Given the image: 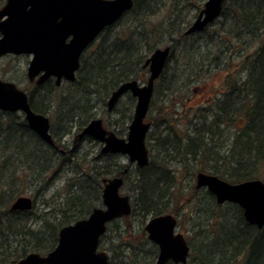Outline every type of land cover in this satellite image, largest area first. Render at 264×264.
<instances>
[{
  "label": "trees",
  "instance_id": "trees-1",
  "mask_svg": "<svg viewBox=\"0 0 264 264\" xmlns=\"http://www.w3.org/2000/svg\"><path fill=\"white\" fill-rule=\"evenodd\" d=\"M204 1L133 0L132 7L106 27L81 55L76 79L68 82L70 92L58 88L53 79L35 85L28 94L30 107L38 113H51L57 124V128L51 124L54 145L42 141L24 118L0 111V264H15L29 252L46 254L55 247L61 227L85 218L101 204L102 179L120 175L125 165L116 159L117 155L101 151L89 160L85 156L74 160L76 153L65 149L61 138L73 126L80 131L95 117L97 106H105L118 84L142 77L143 64L156 48L167 43L180 46L181 42V67L176 65L168 71L174 51L171 46L164 70L155 82L151 105L160 96L159 113L169 110L175 119L178 96L184 95L185 87L196 90L199 85L194 84L216 75L223 77L222 86L212 107L207 111L200 108L198 114L194 113L197 116L186 121L183 136L171 137V122L161 119L164 129H168L158 139L162 156L158 161L149 159L142 168H129L122 187L131 182V210L140 215L141 226L158 214L187 215L188 231L198 244L192 247L189 243L186 264H264V226L258 229L248 224L237 205H218L206 189H192L193 202L183 201L172 207L176 174L169 162L180 163L186 157L213 161L210 171L229 182L251 178L264 181L258 172L264 166V0H225L214 22L201 32L184 35ZM2 3L0 0V6ZM160 13H164L161 19H153ZM127 98L117 112L115 123L119 126L132 116L135 100L130 95ZM63 172L72 175L68 179L71 183L62 193L47 198L55 178ZM27 192L34 197L45 196L42 202L48 210L36 214L32 210L34 198L30 210H12L11 201ZM126 219L123 217L122 226L129 234ZM110 224L105 232L110 231ZM105 234L99 240L101 249ZM115 236L120 242L119 261L109 257V264H132L125 249L132 245H126L119 234ZM116 248L112 244L109 251L115 253ZM156 252L149 243L148 264Z\"/></svg>",
  "mask_w": 264,
  "mask_h": 264
},
{
  "label": "water",
  "instance_id": "water-1",
  "mask_svg": "<svg viewBox=\"0 0 264 264\" xmlns=\"http://www.w3.org/2000/svg\"><path fill=\"white\" fill-rule=\"evenodd\" d=\"M225 0H205L184 35L200 32L217 19ZM133 5V0H6L0 7V57L6 54L30 55L26 76L40 85L54 78L74 81L80 57L105 27L115 23ZM170 52L169 46L156 48L145 60L148 75L145 83L136 79L121 82L111 91L106 107L110 111L126 92L135 98L131 120L124 138L104 127L99 117L90 119L75 140L84 136L100 142L101 152L121 154L128 164L118 176L102 179L101 207H94L85 217L61 227L55 247L41 255L27 253L15 264H109L108 254L99 249V240L106 225L113 219L131 212L128 195L120 193L123 174L131 163L137 167L148 164L146 134L150 124L145 121L154 90ZM0 111L21 112L28 127L45 143L54 145L47 114L35 112L28 94L11 81L0 79ZM204 187L217 204L230 202L242 210L244 220L256 228L264 226V182L247 179L231 183L215 174L199 171L195 174V188ZM32 199L19 196L11 204L12 210H30ZM177 219L170 213L150 217L144 230L147 238L157 245L154 264H185L189 244L176 231Z\"/></svg>",
  "mask_w": 264,
  "mask_h": 264
},
{
  "label": "rangeland",
  "instance_id": "rangeland-1",
  "mask_svg": "<svg viewBox=\"0 0 264 264\" xmlns=\"http://www.w3.org/2000/svg\"><path fill=\"white\" fill-rule=\"evenodd\" d=\"M4 4L5 0H1ZM1 5V6H2ZM0 6V7H1ZM164 13H160L159 15L153 16V19H161ZM192 14V13H191ZM194 19V18H193ZM192 19V20H193ZM93 43V42H92ZM91 43V44H92ZM197 43V42H196ZM90 44V45H91ZM89 45V46H90ZM173 46V58L171 59V62L168 64V71H172L175 69L176 65H179L181 67L182 58L180 55V51L182 48V42L179 45H173V43H167L165 46ZM199 45V44H196ZM164 46V44H163ZM161 46V47H163ZM205 46V45H204ZM202 44L200 46L201 50H204V47ZM87 50V49H86ZM85 50V51H86ZM171 50V49H170ZM170 53V52H169ZM30 55L28 54H20V55H13V54H6L2 57H0V79L5 81H11L17 85L18 88L24 90L27 94H29L31 91L35 88V83L30 82L27 79L26 76V68L28 65V62L30 60ZM168 60V59H167ZM167 63V61H166ZM166 65V64H165ZM144 71L142 74V77L136 78V80L139 82V84H143L146 81L148 71L147 67H144ZM206 80L201 83L197 82L194 85H199L196 90L190 89L188 90L187 87H185V90L182 94L183 96H178L179 99V105L178 107V116L173 119L171 116V113L169 110L166 112V114H163L160 112V110L157 109L159 105L161 104V98L155 97L154 104L150 105L148 108V112L146 115L145 120L150 124L147 136H146V145L149 149V159H153V161H158L159 158L162 156L160 145H159V137H162V134H165V132L168 131L164 129L166 127L162 124L161 119L166 118L168 119V122H171V126L169 125V130L171 131V137L175 134L177 136H183L184 132L187 130V120H189L191 117H195L198 114V110L200 108H203L204 111L208 107H212L213 105V99L216 97L219 91V87L222 86L223 77H220L219 75H216L215 77H205ZM157 81V80H156ZM60 89H65L67 92L71 91V87L68 84V81L62 80L59 85H57ZM129 93H125L121 95V97L117 100L112 109L115 107L116 110L114 111H108L105 106L102 104H99L96 109V115L97 117L102 118L103 124L106 126L107 129L114 130L118 133L117 136L124 138L127 133V126L129 124V121L124 123V125L119 126L117 123V119L119 118L118 110L120 111L125 104L127 103V97H129ZM131 96V95H130ZM163 104V103H162ZM166 105V103H165ZM134 107V104H133ZM133 107L132 112L133 113ZM207 111V110H206ZM17 118H23V114L21 112H15ZM197 113V114H194ZM47 115L50 118L51 124H54L55 121H53V117L51 116V113H47ZM239 116H243L240 114ZM238 118V117H237ZM53 122V123H52ZM55 128H57V124L55 123ZM52 127V126H51ZM57 130V129H56ZM80 132L76 128V126H73L71 128V131L69 134H66L64 137L61 138L60 143L65 147V149L73 150L72 154H75L74 160L79 159L81 156H85L87 160L96 157L98 154V151H100L101 143L95 140H92L90 138L85 139H79L75 140L76 133ZM63 149V147H62ZM117 160L122 165H127L128 160L124 155H117ZM215 164L213 161H209L204 157L198 158L196 161L190 160L189 157H186L183 162H169V167L175 171L176 174V182H175V190L176 193L174 194L175 198H173L172 207H176L177 205L183 203V201L188 202L187 204H190L191 202V196L193 194L192 189H194L195 185V174L198 171H203L206 173H212L209 169L213 167ZM262 167V166H259ZM135 168V165H132L130 170H133ZM259 174L264 178V166L263 169L258 171ZM69 172H63L60 173V175H57L58 177L55 178V182L53 187L48 191L46 194V197L49 198V196L52 193H62L64 189L67 187L69 183H71L69 178L72 177L68 174ZM68 174V175H67ZM67 175V176H66ZM67 183V184H66ZM131 182L128 180L126 184L120 188V193L123 195H128L131 199V203L133 201V195L130 191ZM203 192L205 188H199ZM198 189V190H199ZM195 190H197L195 188ZM24 195L30 196L34 198L35 203L33 207V211H35L36 214H40L46 210H48V206H45L43 204L41 195H37L34 197L33 193L27 192ZM2 197L5 202V195L2 194ZM14 200V199H13ZM12 200V201H13ZM11 201V202H12ZM190 201V202H189ZM225 204V203H224ZM102 204H99L97 207H101ZM189 207V206H188ZM132 209V208H131ZM176 217L178 219V228L177 231L181 232L189 241V243L192 245V247L196 246L197 239L192 235L191 231H188V219L187 215H184L183 212H180L176 214ZM124 218H127L126 224L130 225L131 233L126 234L124 232V227L122 226L124 223L123 217L114 220V222H111L109 226V232H105L106 238L104 239L103 247L104 251L108 253V257L114 258L113 260L115 262L119 261L118 256V246L120 245V242L115 239V235L119 234L122 238L123 242L126 243V245H132V247L125 248L127 253L130 254L132 258L131 261L132 264H145V262L148 264L149 257L146 255V251L148 250L149 243H151L147 237L146 232L144 231V224L143 226V220L141 219L140 215H138L136 212L131 210V213L129 216H126ZM114 238V239H112ZM131 243V244H130ZM112 244L117 245L116 252L113 253V251H109V247L112 246ZM124 244V243H121ZM123 246V245H122ZM127 247V246H126ZM101 249V248H100ZM134 251L130 253V251ZM134 253V254H133ZM126 254V252H125ZM133 254V255H132ZM43 255V254H42ZM155 259H153V262L151 264H154Z\"/></svg>",
  "mask_w": 264,
  "mask_h": 264
},
{
  "label": "flooded vegetation",
  "instance_id": "flooded-vegetation-1",
  "mask_svg": "<svg viewBox=\"0 0 264 264\" xmlns=\"http://www.w3.org/2000/svg\"><path fill=\"white\" fill-rule=\"evenodd\" d=\"M77 133H79V132H77ZM77 133H76V135H77ZM75 138H76V136H75ZM85 138H90V137H85ZM85 138H81V139H85ZM80 139V140H81ZM90 139H92V138H90ZM93 140V139H92ZM62 152H64L63 151V149L61 150ZM124 181V180H123ZM31 199H32V201H34L33 200V198L31 197ZM215 199V198H214ZM12 204V203H11ZM11 206V205H10ZM131 213V212H130ZM170 214H172V213H170ZM172 215H174V214H172ZM127 216H129V215H127ZM175 216V215H174ZM124 217H126V216H124ZM176 217V216H175ZM120 218H122V217H120ZM116 219H118V218H116ZM116 219H113L112 221H114V220H116ZM176 219H177V217H176ZM112 221H110V222H108L107 223V225L109 224V223H111ZM107 225H106V227H107ZM145 225V224H144ZM143 228H144V226H143ZM176 231H177V228H178V219H177V223H176ZM145 231V230H144ZM177 232H179V231H177ZM181 233V232H180ZM146 237H147V235H146ZM185 237V236H184ZM148 239V238H147ZM185 239L187 240V242H188V244H189V241H188V239L185 237ZM149 240V239H148ZM150 241V240H149ZM151 242V241H150ZM155 247H156V249H157V252H158V247H157V245L156 244H154L153 242H151ZM157 252H156V256H157ZM189 255H190V244H189ZM189 255H188V259H189ZM156 258V257H155ZM188 259H187V261H188ZM168 263H173V262H171V261H169V262H167L166 264H168ZM173 264H175V263H173Z\"/></svg>",
  "mask_w": 264,
  "mask_h": 264
}]
</instances>
